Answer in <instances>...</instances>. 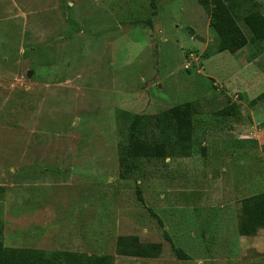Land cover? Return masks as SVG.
<instances>
[{
    "label": "rangeland",
    "instance_id": "374dc122",
    "mask_svg": "<svg viewBox=\"0 0 264 264\" xmlns=\"http://www.w3.org/2000/svg\"><path fill=\"white\" fill-rule=\"evenodd\" d=\"M229 1L235 53L197 0H0L5 246L72 253L52 264H264V226L239 228L240 200L264 191V40L244 21L264 0ZM186 103L188 156L121 162L124 112Z\"/></svg>",
    "mask_w": 264,
    "mask_h": 264
},
{
    "label": "trees",
    "instance_id": "16d2710c",
    "mask_svg": "<svg viewBox=\"0 0 264 264\" xmlns=\"http://www.w3.org/2000/svg\"><path fill=\"white\" fill-rule=\"evenodd\" d=\"M205 9H209V25L218 36L217 50L235 53L248 43V39L237 24L232 13L234 6L229 0H197ZM153 6L156 0H151ZM244 21L250 28L255 40H264V13L253 8L244 16ZM224 116L239 114L235 102H228L218 110ZM129 120L128 141L122 150L121 162L136 160L141 156L171 157L175 155L174 146L179 147L178 156H188L185 130L191 122V104L177 105L163 110L154 115L124 112ZM159 129V137L149 140L148 129L150 126ZM264 152V145L262 146ZM141 197L140 191H138ZM241 217L239 228L242 234H252L264 226V191L246 196L240 200ZM174 251L179 258L188 255L178 247ZM72 255L71 252H55L45 254L23 248L7 247L2 240V226L0 222V264H52L60 255ZM98 264H106L103 257Z\"/></svg>",
    "mask_w": 264,
    "mask_h": 264
},
{
    "label": "water",
    "instance_id": "95a60500",
    "mask_svg": "<svg viewBox=\"0 0 264 264\" xmlns=\"http://www.w3.org/2000/svg\"><path fill=\"white\" fill-rule=\"evenodd\" d=\"M30 74H31V71L28 72V75H30Z\"/></svg>",
    "mask_w": 264,
    "mask_h": 264
},
{
    "label": "crops",
    "instance_id": "0c3cea01",
    "mask_svg": "<svg viewBox=\"0 0 264 264\" xmlns=\"http://www.w3.org/2000/svg\"><path fill=\"white\" fill-rule=\"evenodd\" d=\"M237 115H238V114H237ZM257 137H260V134H258Z\"/></svg>",
    "mask_w": 264,
    "mask_h": 264
},
{
    "label": "built area",
    "instance_id": "2783aa9c",
    "mask_svg": "<svg viewBox=\"0 0 264 264\" xmlns=\"http://www.w3.org/2000/svg\"><path fill=\"white\" fill-rule=\"evenodd\" d=\"M188 67V66H187Z\"/></svg>",
    "mask_w": 264,
    "mask_h": 264
}]
</instances>
